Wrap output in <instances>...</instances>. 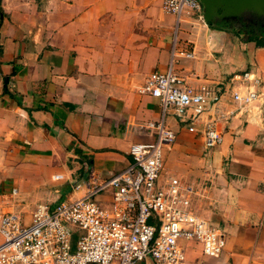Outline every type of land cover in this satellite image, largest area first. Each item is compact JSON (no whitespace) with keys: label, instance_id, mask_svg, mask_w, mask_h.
Returning a JSON list of instances; mask_svg holds the SVG:
<instances>
[{"label":"crops","instance_id":"crops-1","mask_svg":"<svg viewBox=\"0 0 264 264\" xmlns=\"http://www.w3.org/2000/svg\"><path fill=\"white\" fill-rule=\"evenodd\" d=\"M181 20L175 69L191 85L218 87L220 109H237L220 85L232 74L263 80L254 107L217 123L214 147L200 133L208 113L194 133L165 118L176 139L161 179L189 184L192 209L227 235L216 257L183 241L186 264H264V47L191 13ZM174 23L161 0H0V212L75 198L90 170L108 177L128 165L130 145L152 140L146 126L161 107L138 88L167 69Z\"/></svg>","mask_w":264,"mask_h":264},{"label":"built area","instance_id":"built-area-1","mask_svg":"<svg viewBox=\"0 0 264 264\" xmlns=\"http://www.w3.org/2000/svg\"><path fill=\"white\" fill-rule=\"evenodd\" d=\"M161 8L175 16L171 59L165 71H152L138 88L157 98L161 107L160 118L146 126L152 140L130 145L128 165L108 177L90 170L73 186H82L81 195L55 205L36 204L27 223L17 213L0 212V264H138L148 259L186 264L183 241L200 244L209 257L223 252L226 232L192 209L191 186L175 176L161 179L164 148L176 139L165 118L174 115L194 133L196 122L208 113L200 133L204 146L214 147L222 141L217 123L228 122L236 110L254 107L263 80L252 70L232 74L220 85L237 109H220V89L189 84L173 59L181 16L191 13L205 23L200 1L161 0ZM104 194L108 198L100 199Z\"/></svg>","mask_w":264,"mask_h":264},{"label":"water","instance_id":"water-1","mask_svg":"<svg viewBox=\"0 0 264 264\" xmlns=\"http://www.w3.org/2000/svg\"><path fill=\"white\" fill-rule=\"evenodd\" d=\"M206 23L216 24L228 16L264 15V0H199Z\"/></svg>","mask_w":264,"mask_h":264},{"label":"trees","instance_id":"trees-1","mask_svg":"<svg viewBox=\"0 0 264 264\" xmlns=\"http://www.w3.org/2000/svg\"><path fill=\"white\" fill-rule=\"evenodd\" d=\"M216 24L235 34L244 35L246 41H253L257 46L264 47V15L247 13L237 19L218 20Z\"/></svg>","mask_w":264,"mask_h":264},{"label":"rangeland","instance_id":"rangeland-1","mask_svg":"<svg viewBox=\"0 0 264 264\" xmlns=\"http://www.w3.org/2000/svg\"><path fill=\"white\" fill-rule=\"evenodd\" d=\"M173 40H174V33H173ZM183 180V179H182ZM184 181V180H183ZM51 200V199H50ZM49 200V201H50ZM49 201H47V202H40V203H44V204H50V203H48ZM10 203V202H9ZM11 203H13V204H15L16 205V207L17 206H20V205H18L19 204V201L18 200H16L15 199V201H14V198L13 199H11ZM192 203V202H191ZM38 204V203H37ZM36 205V204H35ZM34 205V206H35ZM34 206H33V208H34ZM33 208L31 207L28 211H15L16 213H18V214H20V216H21V219L24 221V222H29V220H30V215H31V212H32V210H33ZM19 210V209H18ZM75 239H76V237L75 236H73V244H72V249H73V247H74V245H75ZM0 240H1V236H0ZM143 262H140V263H138V264H142Z\"/></svg>","mask_w":264,"mask_h":264},{"label":"bare ground","instance_id":"bare-ground-1","mask_svg":"<svg viewBox=\"0 0 264 264\" xmlns=\"http://www.w3.org/2000/svg\"><path fill=\"white\" fill-rule=\"evenodd\" d=\"M78 190H82V186Z\"/></svg>","mask_w":264,"mask_h":264}]
</instances>
